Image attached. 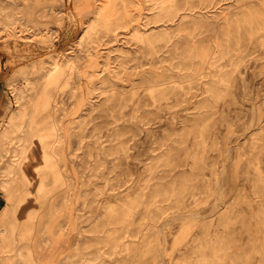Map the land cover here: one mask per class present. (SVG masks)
I'll return each mask as SVG.
<instances>
[{
  "label": "rangeland",
  "instance_id": "1",
  "mask_svg": "<svg viewBox=\"0 0 264 264\" xmlns=\"http://www.w3.org/2000/svg\"><path fill=\"white\" fill-rule=\"evenodd\" d=\"M0 73V264H264V0H0Z\"/></svg>",
  "mask_w": 264,
  "mask_h": 264
},
{
  "label": "crops",
  "instance_id": "2",
  "mask_svg": "<svg viewBox=\"0 0 264 264\" xmlns=\"http://www.w3.org/2000/svg\"><path fill=\"white\" fill-rule=\"evenodd\" d=\"M5 99H6V93H5V90H4V86H3V83H2V75H1V73H0V119L4 116V114H5V112H6V110H7V104L5 105ZM0 196H1V198H2V200H4V197H3V195H2V190L0 189ZM65 203H66V200H65ZM73 205L74 204H72L71 206H69L70 208L71 207H73ZM6 206V203H4V201H3V205L1 206V208H0V212L2 211V209L4 208ZM63 214H66V215H64V216H62L61 218H64L65 219V217H68V222H70V223H72L73 222V220H74V217H73V211H71V210H66ZM56 219V218H55ZM49 222H47V224H46V227L48 226V225H51V226H54V229L56 230V231H58L57 229H56V220H54V219H50V220H48ZM58 222L60 223V220H58ZM73 228V230H75V228L74 227H72ZM46 230V228H44V231ZM44 231H43V234H42V238H39V240L37 241V245H40L42 242H43V238H44ZM55 231V232H56ZM77 231V230H76ZM57 233V232H56ZM76 234H77V236L79 237V235H78V232H76ZM9 237V240H10V242H11V247H10V250L12 251V252H10L8 255H4V256H2V258H0V261H3L4 263L5 262H7V261H9V260H19V259H21L22 261H24V262H29L31 259H29V257H28V252L27 253H19V239L18 238H20V236H22L21 234H20V231L18 232V235L16 236V238H14V237H12V235L11 234H9L8 235ZM68 246L67 245H64L63 246V248H62V250H64L65 248H67ZM31 248V247H30ZM16 250V251H15ZM19 255H22V258H17V257H15V256H19ZM13 257H15V258H13ZM25 264H30V263H25Z\"/></svg>",
  "mask_w": 264,
  "mask_h": 264
},
{
  "label": "bare ground",
  "instance_id": "3",
  "mask_svg": "<svg viewBox=\"0 0 264 264\" xmlns=\"http://www.w3.org/2000/svg\"><path fill=\"white\" fill-rule=\"evenodd\" d=\"M56 70V68L54 69ZM8 89V88H7ZM29 124V122H28ZM37 154L35 153V143L32 142L30 146H26L21 148L15 155H14V162L9 167L13 170H16L18 174L26 171L28 168L36 169L38 167V162L36 161ZM41 158H44V154H41ZM36 163V164H35ZM13 179L10 181H2L1 190L2 195L5 198V201H8V198L12 196L11 189ZM4 214V211L0 213V217Z\"/></svg>",
  "mask_w": 264,
  "mask_h": 264
}]
</instances>
